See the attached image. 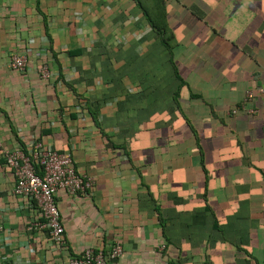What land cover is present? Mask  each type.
<instances>
[{"label": "crops", "instance_id": "0c3cea01", "mask_svg": "<svg viewBox=\"0 0 264 264\" xmlns=\"http://www.w3.org/2000/svg\"><path fill=\"white\" fill-rule=\"evenodd\" d=\"M166 11L183 116L133 0H0V147L40 142L92 181L57 193L56 244L30 227L36 211L13 195L0 156V262L67 264L118 243L107 264H264V99L230 114L264 87V0H166ZM98 102L95 122L87 105Z\"/></svg>", "mask_w": 264, "mask_h": 264}, {"label": "built area", "instance_id": "2783aa9c", "mask_svg": "<svg viewBox=\"0 0 264 264\" xmlns=\"http://www.w3.org/2000/svg\"><path fill=\"white\" fill-rule=\"evenodd\" d=\"M9 67L17 73H23L26 69L25 56L16 54L11 56ZM38 74L41 79L50 77L46 66L40 67ZM256 98L264 99V87L247 91L240 106L233 108L230 114H236L240 108L248 114H254L255 109L252 103ZM0 156L5 167L13 175V195L24 200L36 211L38 220L31 223L30 227L46 229L53 242L61 244L63 226L56 206V195L59 191L70 196L85 194L92 189V181L78 174L68 153L58 152L40 142L34 143L28 149L9 150L0 147ZM1 232L2 227L0 226ZM164 247V245L160 246V250ZM121 255V246L116 243L107 255L89 248L80 258L71 259L67 264H107L108 260ZM0 264L13 263L4 260Z\"/></svg>", "mask_w": 264, "mask_h": 264}, {"label": "trees", "instance_id": "16d2710c", "mask_svg": "<svg viewBox=\"0 0 264 264\" xmlns=\"http://www.w3.org/2000/svg\"><path fill=\"white\" fill-rule=\"evenodd\" d=\"M133 1L136 3L137 7L141 11L144 21L151 27L154 36L156 37L158 42L161 43V45L164 47L168 55V62L171 66L172 77L175 82V85H174L175 87L172 91L173 105H174V108L181 114V109L179 107L180 90L183 87H185L187 84L184 81V79L181 77V75L179 74L177 67L175 65V62L173 60V47L175 46L176 41H175L174 33L171 30L169 23L167 21L168 15L166 11V0H133ZM191 11L192 13L197 14L194 8H191ZM190 97L199 98V96L192 95V94H190ZM102 103L98 102L95 105L94 104L87 105V110L95 122H96V116L98 114L99 108ZM184 119H185V122L190 127L193 135L196 138V133L194 129L192 128V126L190 125V121L186 118ZM196 143L198 146V151L201 155L200 160H201L202 171L204 175H206V169H205L204 162H203L204 156H203V153L201 151L200 145L197 142V140H196ZM203 198L206 201V193L203 195ZM209 210L210 208L207 207V211ZM160 222L164 229L163 220L161 219ZM166 240H165L167 242L166 244H169V240L168 239ZM173 264H181V262L178 260L176 263H173Z\"/></svg>", "mask_w": 264, "mask_h": 264}]
</instances>
